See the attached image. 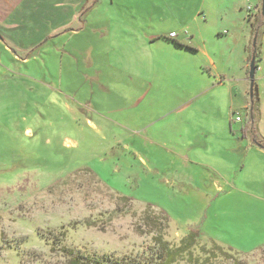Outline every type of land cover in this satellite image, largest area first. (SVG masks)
<instances>
[{
    "label": "rangeland",
    "instance_id": "374dc122",
    "mask_svg": "<svg viewBox=\"0 0 264 264\" xmlns=\"http://www.w3.org/2000/svg\"><path fill=\"white\" fill-rule=\"evenodd\" d=\"M235 1L113 0L90 13L82 49L27 62L0 50V264H67L63 247L142 260L148 206L168 216L171 246L199 234L175 264H264V169H243L258 155L240 131L251 126L243 53L221 36L246 29L264 94V15L262 0ZM170 31L179 50L135 41Z\"/></svg>",
    "mask_w": 264,
    "mask_h": 264
},
{
    "label": "crops",
    "instance_id": "0c3cea01",
    "mask_svg": "<svg viewBox=\"0 0 264 264\" xmlns=\"http://www.w3.org/2000/svg\"><path fill=\"white\" fill-rule=\"evenodd\" d=\"M238 1L241 0L235 1L236 3L233 5V11H238ZM252 1L254 2L256 9L260 0ZM106 2L107 0H0V50L6 52L9 57L13 56L12 58L14 60L17 59V56H14L16 53L15 51H20L24 54L23 61L27 62L29 61V55L33 51L37 50L46 51L53 48L56 50L65 49L66 47L69 48L71 45V50L82 49V34L90 26V13H96L98 7L101 8L104 4L105 8L107 6L109 11L113 10V0H109L108 4H106ZM125 28V30L132 32L129 28ZM105 29V27H99L98 25L94 28V31L97 33L99 38H102L104 36ZM127 31L123 30L122 33L124 34ZM230 31V35L228 32L224 31L223 34L221 33V36L226 35V37L223 36V39H233L232 46H235L234 48L239 47L243 53L242 71L244 73V77H242L241 81L243 85H246L249 93L248 70L253 55L250 51H248V33L246 29H243L240 36L233 37L234 34L237 33L233 26L230 27ZM172 33L175 34L173 31L164 35L151 33L147 36L144 35L135 41L138 42V45H142L143 47L151 46L150 44H162L179 50V48L183 47L182 45L186 44L181 36L182 32L175 34V37L170 36ZM130 38H135L133 33H131ZM11 51L13 52L11 53ZM258 51H260L259 47ZM258 54V57L255 58L256 71H258V69L261 71V51L258 52ZM83 55H85V52H83ZM69 57L74 59V56L72 55ZM86 60L89 63L87 56ZM260 79H262V77ZM223 80L224 79H222V81ZM222 81H218L219 84ZM256 89L259 100V118L257 122L256 135L264 146L263 88L260 84H258V86L256 84ZM73 104V109H79V107H82V105L77 102H74ZM245 109H248L247 106ZM172 112H177V109H173ZM169 113H171V111L162 110L160 112H156L154 121L164 119ZM244 129L246 130V134L250 136L247 125ZM243 130H240L241 134ZM251 148L256 150L258 155L254 156V159H256L255 161L254 159H250L247 155L244 159V167L242 166L243 169L246 168L247 164L250 162L254 163L251 167L256 168V166H258L260 169H264V149L250 143L248 145V150ZM177 158H179V161L184 164L192 162L190 159L187 160L186 155H178ZM238 169L239 168L236 167L234 171H237ZM192 229L196 230V228Z\"/></svg>",
    "mask_w": 264,
    "mask_h": 264
},
{
    "label": "trees",
    "instance_id": "16d2710c",
    "mask_svg": "<svg viewBox=\"0 0 264 264\" xmlns=\"http://www.w3.org/2000/svg\"><path fill=\"white\" fill-rule=\"evenodd\" d=\"M255 58L258 57L257 47L252 48L250 52ZM253 99L249 108L250 124L249 135L251 136L252 142L259 148H263V143L257 138L256 135V121L257 117V102L258 95L257 89L254 85ZM246 130L243 131L242 135H245ZM121 200H127L122 198ZM141 226L145 230V234L152 236V242L154 249L152 254L142 260H134L130 258L113 259L110 256H97L94 254H83L73 249L63 247L61 252L67 260V264H175L184 254H187L190 249L194 246L195 240L198 237V232L190 231L184 237L179 246H171L169 242L164 240L166 231L169 228L168 216L159 211L155 213L152 207L148 206L141 214Z\"/></svg>",
    "mask_w": 264,
    "mask_h": 264
},
{
    "label": "water",
    "instance_id": "95a60500",
    "mask_svg": "<svg viewBox=\"0 0 264 264\" xmlns=\"http://www.w3.org/2000/svg\"><path fill=\"white\" fill-rule=\"evenodd\" d=\"M262 15H264V0H262V7H261ZM255 44V40L253 43V46ZM255 72H256V65H255V57L252 56L250 65H249V70H248V80H249V97L252 100L253 99V94H254V85H255Z\"/></svg>",
    "mask_w": 264,
    "mask_h": 264
},
{
    "label": "built area",
    "instance_id": "2783aa9c",
    "mask_svg": "<svg viewBox=\"0 0 264 264\" xmlns=\"http://www.w3.org/2000/svg\"><path fill=\"white\" fill-rule=\"evenodd\" d=\"M170 36H171V37H175V34H174V33H172ZM240 121H241V119H240V118H238V117H235V119H234V122H240Z\"/></svg>",
    "mask_w": 264,
    "mask_h": 264
}]
</instances>
